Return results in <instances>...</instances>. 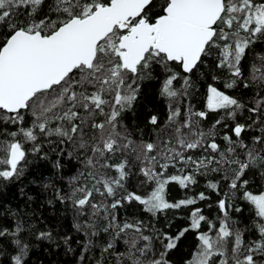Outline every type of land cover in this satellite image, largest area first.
<instances>
[{
    "label": "snow or ice",
    "instance_id": "snow-or-ice-1",
    "mask_svg": "<svg viewBox=\"0 0 264 264\" xmlns=\"http://www.w3.org/2000/svg\"><path fill=\"white\" fill-rule=\"evenodd\" d=\"M258 43L264 0H0V185L21 181L50 152L76 153L83 171L56 199L71 203L73 227L86 238L81 262L103 234L96 264H172L169 253L193 232L183 264H264V190H252L253 182L264 187V55L248 75L243 65ZM209 59L226 79L222 90L221 75L209 76L197 109L192 75ZM153 80L166 118L149 111L143 128L130 126L125 116ZM238 86L253 90L250 104L229 94ZM210 113L219 118L205 129ZM210 175L206 188L220 196L215 218L197 206L210 199L205 191L167 198L169 185L189 190ZM133 180L149 190L128 191ZM241 201L251 228L233 217L244 211ZM133 202L153 217L190 208L188 224L145 235L142 220L119 219L117 209ZM33 227L19 218L0 226V242H8L0 264H29L25 233L54 241L52 231ZM62 239L71 250L72 237Z\"/></svg>",
    "mask_w": 264,
    "mask_h": 264
},
{
    "label": "trees",
    "instance_id": "trees-1",
    "mask_svg": "<svg viewBox=\"0 0 264 264\" xmlns=\"http://www.w3.org/2000/svg\"><path fill=\"white\" fill-rule=\"evenodd\" d=\"M259 55H264V43L256 44L248 53L246 60L243 62L245 75H248L251 65ZM176 70L179 71L180 69L177 67ZM217 74L221 75V80L216 82L217 86L223 90V82L226 76L223 73H217L212 67L211 59L206 65H202L193 73L194 89L190 99L197 109H203L204 107L206 86L212 82L209 76ZM228 91L229 94L240 98L242 102L250 104L253 95L252 89H244L242 86H238ZM166 105L167 102L159 96V81L145 82L135 109L133 112L126 114L125 122L130 126L139 125L143 128L144 113L149 111L158 113L163 120L167 115ZM218 118V114L210 113L208 120L204 122L205 129L210 128L211 124ZM247 118L248 113H242L240 122L243 123ZM253 134L254 132L246 133V141ZM67 150L72 151V148L68 147ZM76 155L74 153L70 159L67 155L60 157L58 152H50L49 159L47 161H37L29 168L21 181L15 184L0 185V226L14 227L16 220L19 218L23 220L26 228L34 226L31 231L49 230L53 233L54 241H39L34 236H29L25 233L26 238L29 239L32 245L29 264H96V260L99 258L100 246H102L104 240L109 238L103 234L95 238L97 246L84 253L86 259L83 262L80 261L86 238L73 227L74 215L71 203L67 201L62 203L56 199L57 190L64 194L71 193V177L83 171ZM57 159H60L63 165L59 169L53 167ZM171 171L174 170L170 169ZM197 179L199 181L198 184L189 190L181 189L179 185L174 183L169 185L167 198L174 202L184 198L186 195H194L200 191H205L210 199L198 202L197 206L203 208L204 214L209 218H215L218 214L215 202L220 196L206 188L207 181L214 179V177L210 175L198 177ZM45 185L48 186L45 187ZM127 188L128 191H135L141 195L149 190L140 188L135 180L129 182ZM252 190H264V187L259 186L257 182H253ZM223 191H227L226 186L223 187L221 195H223ZM49 201H52V203L49 204ZM239 204L243 205L244 211L241 213L233 212V217L240 222L241 227L251 228L253 216L250 206L242 201ZM208 205H211V207H208ZM190 210V208L172 209L153 217L151 214L144 212L141 205L133 202L130 205L125 203L124 207L117 209V212L121 221L125 219L130 221L142 220L146 225L144 234L155 236L162 232L175 234L181 228L186 227ZM11 213H16L17 215L14 216ZM65 236L72 237L70 242L71 250H69V245L63 243L62 238ZM195 244V233H187L179 246L169 253V259L172 264H183L184 259ZM0 246L7 249L8 242L2 241ZM159 246V240H154V247ZM117 247L122 251L124 245L120 243ZM3 259V257H0V260Z\"/></svg>",
    "mask_w": 264,
    "mask_h": 264
}]
</instances>
